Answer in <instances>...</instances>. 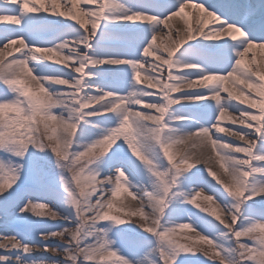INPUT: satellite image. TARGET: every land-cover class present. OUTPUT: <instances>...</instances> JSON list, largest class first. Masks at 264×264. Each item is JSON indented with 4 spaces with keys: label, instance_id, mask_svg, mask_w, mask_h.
Masks as SVG:
<instances>
[{
    "label": "snow or ice",
    "instance_id": "obj_1",
    "mask_svg": "<svg viewBox=\"0 0 264 264\" xmlns=\"http://www.w3.org/2000/svg\"><path fill=\"white\" fill-rule=\"evenodd\" d=\"M65 2L0 0V45L20 53L0 61V264H264V69L244 59L264 49V0H200L216 26L163 50L190 0ZM229 109L242 145L213 138ZM197 138L229 182L179 150ZM49 205L56 223L34 218Z\"/></svg>",
    "mask_w": 264,
    "mask_h": 264
},
{
    "label": "bare ground",
    "instance_id": "obj_2",
    "mask_svg": "<svg viewBox=\"0 0 264 264\" xmlns=\"http://www.w3.org/2000/svg\"><path fill=\"white\" fill-rule=\"evenodd\" d=\"M110 3L112 4H119L122 3V0H110ZM60 11H67L68 8L70 7V5H67L65 0H60ZM87 5L81 3L80 5H78L79 9H83L85 8ZM201 16L204 17L205 20V27L204 30L205 31H209L210 29L214 28L216 26V21L215 19L211 18V17H207L206 15H204L199 9L195 8L193 6V4H189V7L186 8L184 10V13L182 14V16L180 17H172L171 20H169L168 24L169 27H164L163 25L162 27V31L160 33V35L157 38L156 41V47H160L161 50H163L164 47H172L174 46V42L178 43L179 42V32L177 30L180 31H185L188 26H191L194 30L200 27L199 24V20L201 18ZM84 19H87V17H84ZM70 23H76L75 21H69ZM171 29V37L168 36V32ZM69 39H71V37H68ZM227 38V37H225ZM186 46V45H185ZM19 47V44L16 45H11L8 48H4L3 45H0V61H2L4 64L8 63L9 61H11L13 58L18 57L20 55V53L16 52L15 49ZM65 54H67L65 52ZM178 55V53H177ZM149 60H153V57H149ZM245 62L250 64L253 68H259V69H264V50L258 48V47H253L251 49V51L244 57ZM50 63H54V62H50ZM59 66V65H57ZM145 69H147L148 71H151L150 67L148 64H145L143 66ZM148 83L147 79H146V74L144 72L141 73V84L142 86H146ZM28 84L29 87L33 88V89H38L39 88V84L32 80L30 77L28 78ZM227 87L230 89V91H234L239 93V88H237L231 80L226 81ZM188 91H193V90H199V89H187ZM174 95H178V94H174ZM227 95L226 93H222V96ZM255 96V94H253ZM233 103H239L237 101H233ZM240 107H248L247 105H243L241 104ZM253 112H258L257 109H249ZM229 115H232L234 117H238L239 116V112H234L232 109H229V112L225 114V119L221 122L220 126L223 127L225 129V131L223 133H217L215 131V129L213 130L214 133V137L215 136H221L223 137V139L226 142L232 143H238V144H244V141H240L238 139V137H234L232 135L229 134L228 129H235V130H239V128L243 127L242 125H239L238 123L233 125L231 123V120L228 118ZM193 145H196L195 147ZM179 150H187L189 153H195L196 157L201 160V163L197 165V167L200 168H205V169H210L218 174H221L223 178H225L227 181H229V173H226L224 171V168L221 167V161H220V157L217 156L216 151L213 150L211 143L207 142L204 144L200 143V140L197 139H193L188 141L187 144H182L180 146H178ZM174 151H176V149H174ZM239 155H243V154H239ZM195 187V186H193ZM117 200H121L123 201V203H126L127 205L130 204V206L132 207V199L131 196H128L126 192H122L121 196L119 198H117ZM126 205V207H127ZM14 233H11L9 231H5L3 230L2 226H0V236L3 235H12ZM2 242V241H0ZM35 246L33 247V252L36 255H39V253L41 252V250H39L36 246L37 245H32ZM6 250L5 249H0V254H4ZM62 258V257H61Z\"/></svg>",
    "mask_w": 264,
    "mask_h": 264
},
{
    "label": "rangeland",
    "instance_id": "obj_3",
    "mask_svg": "<svg viewBox=\"0 0 264 264\" xmlns=\"http://www.w3.org/2000/svg\"><path fill=\"white\" fill-rule=\"evenodd\" d=\"M79 25V24H78ZM77 27H80L77 26ZM2 87V86H0ZM211 172H214L211 170ZM216 174V176L219 178V180H222L224 182H229L227 181L225 178L222 177L221 174H218L216 172H214ZM211 178V177H210ZM215 182V181H214ZM218 187H221V185L217 184ZM204 195H211V193L205 191ZM133 203H132V207L130 206V204H126V203H123V201L121 200H117L116 203H117V207H120V206H125L127 205L126 209H135L136 207H138V201L134 200L132 197H131ZM218 199V198H217ZM197 203H199L202 207H209V208H215L216 206V201H207L203 198V196H201ZM190 207H194V206H191ZM51 206L49 205L48 207L46 208H40V209H37L38 212H40L42 215L40 217H34V218H38V219H43V220H47L50 222V224H54L56 223L55 221H51V218L47 215L48 211L50 210ZM195 210V209H194ZM113 214L114 215H119V216H124V213H120V212H117L116 209H113ZM223 218L227 219L226 216H223ZM133 219H138V217H134ZM182 223L183 222H186V221H181ZM4 230V229H3ZM190 237H195V232L189 230V229H184V230H178L177 231V234H176V239L179 240L181 243H185V244H191V243H194V240L190 239ZM204 246V245H202ZM32 247H35V246H32ZM39 250H42L40 246H36ZM206 247V246H205Z\"/></svg>",
    "mask_w": 264,
    "mask_h": 264
}]
</instances>
